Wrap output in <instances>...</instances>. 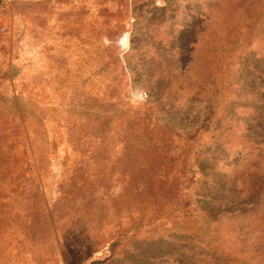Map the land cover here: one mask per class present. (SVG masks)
<instances>
[{"label": "rangeland", "instance_id": "1", "mask_svg": "<svg viewBox=\"0 0 264 264\" xmlns=\"http://www.w3.org/2000/svg\"><path fill=\"white\" fill-rule=\"evenodd\" d=\"M0 264H264V0H0Z\"/></svg>", "mask_w": 264, "mask_h": 264}]
</instances>
